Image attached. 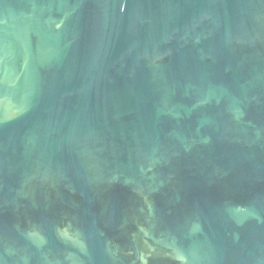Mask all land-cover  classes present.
I'll return each mask as SVG.
<instances>
[{
  "label": "water",
  "instance_id": "obj_1",
  "mask_svg": "<svg viewBox=\"0 0 264 264\" xmlns=\"http://www.w3.org/2000/svg\"><path fill=\"white\" fill-rule=\"evenodd\" d=\"M0 264H264V0H0Z\"/></svg>",
  "mask_w": 264,
  "mask_h": 264
}]
</instances>
